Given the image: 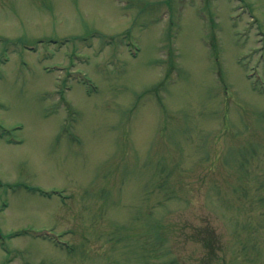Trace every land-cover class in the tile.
<instances>
[{
	"label": "rangeland",
	"instance_id": "374dc122",
	"mask_svg": "<svg viewBox=\"0 0 264 264\" xmlns=\"http://www.w3.org/2000/svg\"><path fill=\"white\" fill-rule=\"evenodd\" d=\"M0 264H264V0H0Z\"/></svg>",
	"mask_w": 264,
	"mask_h": 264
}]
</instances>
